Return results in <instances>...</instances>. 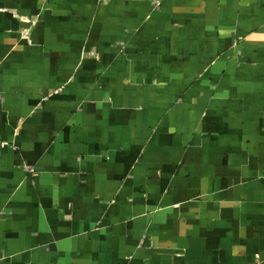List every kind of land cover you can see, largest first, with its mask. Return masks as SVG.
<instances>
[{
    "label": "crops",
    "instance_id": "0c3cea01",
    "mask_svg": "<svg viewBox=\"0 0 264 264\" xmlns=\"http://www.w3.org/2000/svg\"><path fill=\"white\" fill-rule=\"evenodd\" d=\"M0 264H264V0H0Z\"/></svg>",
    "mask_w": 264,
    "mask_h": 264
}]
</instances>
